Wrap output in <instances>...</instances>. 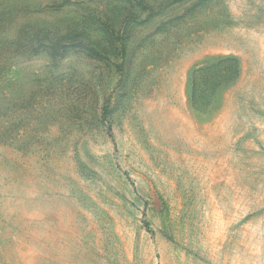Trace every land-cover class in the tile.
Masks as SVG:
<instances>
[{
	"label": "rangeland",
	"instance_id": "rangeland-1",
	"mask_svg": "<svg viewBox=\"0 0 264 264\" xmlns=\"http://www.w3.org/2000/svg\"><path fill=\"white\" fill-rule=\"evenodd\" d=\"M3 14L0 264H264V0Z\"/></svg>",
	"mask_w": 264,
	"mask_h": 264
},
{
	"label": "trees",
	"instance_id": "trees-1",
	"mask_svg": "<svg viewBox=\"0 0 264 264\" xmlns=\"http://www.w3.org/2000/svg\"><path fill=\"white\" fill-rule=\"evenodd\" d=\"M7 13V12H6ZM42 12L32 11V14L35 16V23H30L28 26L22 28L20 38L23 36L25 40L28 41V43H34L37 38H42L48 34L47 28L48 25L46 22L42 21V19L38 18L36 14L41 15ZM2 20L0 21V33L6 32V26L7 28L10 27L12 24L8 22L5 18V15H2ZM6 21V22H5ZM4 36V35H3ZM19 38V40H20ZM20 42V41H19Z\"/></svg>",
	"mask_w": 264,
	"mask_h": 264
}]
</instances>
